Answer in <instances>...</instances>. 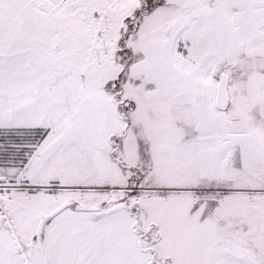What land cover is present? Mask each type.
<instances>
[{
  "label": "snow or ice",
  "instance_id": "6c2138e0",
  "mask_svg": "<svg viewBox=\"0 0 264 264\" xmlns=\"http://www.w3.org/2000/svg\"><path fill=\"white\" fill-rule=\"evenodd\" d=\"M0 264H264V0H0Z\"/></svg>",
  "mask_w": 264,
  "mask_h": 264
}]
</instances>
